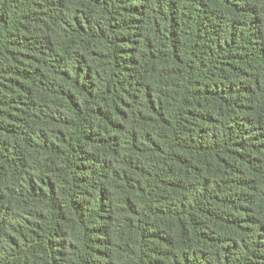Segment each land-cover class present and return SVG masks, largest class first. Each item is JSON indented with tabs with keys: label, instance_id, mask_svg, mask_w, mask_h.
<instances>
[{
	"label": "trees",
	"instance_id": "trees-1",
	"mask_svg": "<svg viewBox=\"0 0 264 264\" xmlns=\"http://www.w3.org/2000/svg\"><path fill=\"white\" fill-rule=\"evenodd\" d=\"M0 264H264V0H0Z\"/></svg>",
	"mask_w": 264,
	"mask_h": 264
}]
</instances>
